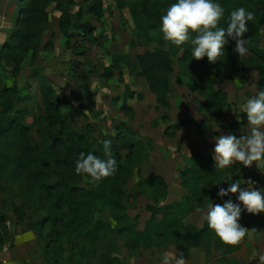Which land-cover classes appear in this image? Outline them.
I'll list each match as a JSON object with an SVG mask.
<instances>
[{
  "label": "rangeland",
  "instance_id": "1",
  "mask_svg": "<svg viewBox=\"0 0 264 264\" xmlns=\"http://www.w3.org/2000/svg\"><path fill=\"white\" fill-rule=\"evenodd\" d=\"M41 1L40 4L45 5L48 12V19L42 25L37 60H33L32 53H29L19 67L13 62H2L0 112L3 110L4 98L1 97V93L4 89L16 110H23L21 121L28 129L27 135L35 143L43 145L42 150L46 148L44 146L48 130L46 118L50 114L48 107L51 102L56 101H59L56 104L61 114L68 117L67 129L70 128L77 135L84 136L88 143V152H95L94 154L103 158L101 141L110 140L112 151L116 153L115 159L126 165L118 163V171L114 176L92 182L86 174H76V162L67 166L62 161L54 171L48 170L46 180L48 184L55 186V201L57 204H62V208L67 209L64 204L69 200L66 194L72 193L76 202H83L87 195L104 192L112 199L119 198L125 205L127 213L138 221L139 229L143 230L145 222L151 216L146 210L147 205L164 206L168 202L179 200L185 193L177 182L178 178L175 179L170 175L167 179L174 180L175 183L171 185L167 198L163 199L160 197L162 192H155L150 176H154V173H164L165 166L169 164L163 153L165 151L163 146L165 148L169 146L166 137L175 129L169 128L187 119V113H191L193 117L199 116L196 105L201 106L205 96L197 88V84H203L204 80L181 71L179 58L182 54H179L174 58L175 71L171 78L172 92L169 95V105L158 107L155 94L148 91L146 79L138 75L136 56L152 49V46L141 45L137 38L136 26L130 14L132 0H104V16L101 20L90 15H85L83 18L95 26L92 35L83 36L80 31L71 27L72 35L68 37L62 34L59 26L63 9L76 13L83 5V0ZM240 1L239 7L252 11L244 0ZM174 2L175 0H165V6L168 8ZM58 3L61 5L59 6ZM28 6L31 7L32 4ZM29 7L27 8L30 9ZM16 19L17 4L16 12L11 15L9 21L10 36L16 27ZM258 21L255 16L253 20L255 26H258ZM24 26L25 24L22 23L21 29ZM259 26H261L260 44L264 48V21ZM8 36L4 37L5 42L10 38ZM243 38L247 39L245 34ZM4 43H0V53ZM251 57L249 51L242 56L240 63L246 69L239 75L233 76L232 72L223 65L215 68L225 74L223 79L233 76V79L225 83V87L232 95L227 103L229 109L225 114L226 118L223 119L225 122L235 117L240 118L243 113V105L240 103L243 99L264 90V87L258 88L257 85L253 87L261 80L257 68L264 64L249 60ZM210 78L213 81L219 79L214 74ZM194 81L197 84H193ZM238 81L240 85L237 84ZM127 88L135 92L134 97H128ZM139 93L144 95L143 98L137 97ZM231 103L235 107H231ZM212 120L214 118L209 119ZM150 136H153L155 141L153 146ZM5 141V137H0V149L5 145ZM130 144L133 145L132 149ZM64 167L68 168L64 169ZM12 169L13 166L10 165L0 174V264H75L76 262V264H85L88 258L78 263L80 256L75 257L81 252L78 247L76 251V244L83 240L78 238L76 233L67 240L59 241L60 251H56L57 243L50 242V251L46 252L45 247L49 245L46 236L50 233V229L45 223L42 225V218L47 215L49 209L45 206L46 209L39 212L32 207V200L38 192L36 185L29 182L31 187L26 189L27 180L19 178L16 182L10 174ZM220 177L222 179L233 177V180L238 178L242 183L246 172L237 169L230 172L221 170ZM210 180V177L201 178L196 186L199 189H206ZM206 190L208 193L212 192L210 189ZM198 194L202 195L201 192ZM211 199L210 203H223L217 193H214ZM99 207L102 208L94 211V217L108 220L115 225L109 206L100 204ZM206 211L207 206L198 209L186 219V223L201 226ZM55 213L62 212L56 209ZM262 216L264 212L251 214L245 211L242 212L239 223L249 230L252 223L257 221L256 218H261L260 221ZM57 229H62L61 224L57 225ZM52 236L53 240L57 241L56 233H52ZM248 240L249 234L240 241V249L228 256L224 255L222 248L225 243L217 235L214 241L215 248L211 253L203 248L184 250L171 243L165 247L163 240L158 244H152L149 248L132 251L125 245V239L118 236L104 242V245H107L112 256L116 257L114 264H161L162 254L165 251L175 253L176 249L184 254L186 264H229L232 259L258 261L260 256H264V243L258 240L248 242Z\"/></svg>",
  "mask_w": 264,
  "mask_h": 264
},
{
  "label": "trees",
  "instance_id": "2",
  "mask_svg": "<svg viewBox=\"0 0 264 264\" xmlns=\"http://www.w3.org/2000/svg\"><path fill=\"white\" fill-rule=\"evenodd\" d=\"M40 1V2H39ZM52 2L54 0H46ZM41 0H18L17 2V19L16 27L8 41H6L0 53V67L2 62H13L17 67L24 62L29 53H32V59L37 60L39 50L38 42L41 36L42 25L48 19V12L45 5H41ZM48 2H45L46 4ZM62 2V1H61ZM240 0H220L225 8V19L221 20L220 26L226 27L229 14L232 10L240 6ZM244 3L250 6L255 16L259 19V24L264 21V0H244ZM28 4H32L31 7ZM60 6L61 3H58ZM29 7L30 9H28ZM62 8V7H60ZM167 9L165 0H132L130 14L136 26V34L141 45L146 47L152 46V49L136 56L138 75L144 77L147 81L149 90L155 94L158 107L169 105V95L172 92V75L175 71L174 58L182 54L179 61L182 65V72L196 75L204 80L197 84V88L206 98V107L214 115L221 114L223 106L227 101V93L215 89L212 79L213 74L223 79L225 74L215 70L219 65L225 66L230 70L232 75H239L244 68L238 56L233 49L234 41H229L225 46L224 56L221 61L211 63L207 57L196 60L191 57V48L188 44L181 46L173 45L171 42L164 40L160 32V16ZM85 15L101 20L104 16V0H83V5L76 13L63 9V15L60 19V31L65 37L70 34L71 27L80 31L83 36H91L95 31L92 22L83 20ZM22 23L25 24L21 29ZM255 26L254 22H247L248 31L245 33L248 43L247 48L252 57L249 60L264 64V48L260 44L261 35L260 27ZM248 60V61H249ZM261 80L258 82L260 88L264 87V66L257 68ZM192 76V75H191ZM128 90V97H134L135 92ZM1 97L4 98L3 110L0 112V137H5V145L0 149V174L6 171L10 165L13 169L10 171L11 177L16 182L19 178L26 179V189H30L29 182L36 185L37 194L32 200L37 211H42L48 207L49 211L42 218V225H48L50 233L46 236L48 244L46 252L49 253L50 242L57 243L60 251V240L64 241L76 233L80 242L76 244L80 250L78 263L87 259L85 264H114L116 257L107 249L104 242L110 241L112 237L117 236L125 239V245L130 250L138 248H149L152 244H158L160 240L165 241L164 246H179L184 250L193 248H203L206 252L211 253L215 248V232L207 225V220L202 228L191 223H186L190 214L198 209L205 208L212 201L214 193L219 191L220 187H227L229 181H223L220 177V171L215 168L214 157L206 156L200 152H194L191 155L189 164L181 171L182 186L187 193L179 202L166 204L164 206L147 205L146 210L151 213L149 219L145 222L143 230L139 229L138 221L132 218L126 211L125 205L120 199H112L104 192L87 195L83 202H76L75 195L66 194L68 201L64 204L67 207L62 208V204L55 201L56 188L53 184H48L46 173L48 170L54 171L55 168L63 161V164L70 166L79 158L81 152L88 153L89 147L84 136L77 135L70 128L67 129L66 122L68 117L61 114L57 108L56 102H51L48 111L49 116L46 118L48 124L47 140L44 143L46 148L41 149L43 145L35 143L27 135L28 129L22 124L23 110H16L13 101L6 96L7 91L2 90ZM143 94H137L138 98H143ZM191 120H182L169 129L182 127ZM239 125H242L240 122ZM231 124V125H238ZM56 132V134L54 133ZM13 137L14 139H12ZM133 143V142H132ZM130 144V149L133 145ZM65 149V151H63ZM95 153V152H94ZM114 155L116 154L113 152ZM118 161V160H117ZM125 165L123 162H118ZM54 166V168H53ZM126 166V165H125ZM68 168V167H64ZM244 170V165L235 163L230 168L224 169L226 172L232 170ZM224 170H222L224 172ZM211 178L209 187L212 190L208 193L205 188L199 189L196 184L201 178ZM264 181V175L261 177ZM155 187V192L160 191L161 198H167V185L161 176H150ZM238 179V178H237ZM236 180V179H235ZM241 182V180L239 179ZM216 185L218 188L216 189ZM63 192V191H61ZM72 192V191H71ZM201 192L202 195L198 193ZM90 192H88L89 194ZM65 194V192H63ZM237 193L231 194L235 199ZM74 196V197H73ZM211 196V197H210ZM210 197V198H209ZM209 198V199H208ZM224 197L223 200H227ZM109 206L112 218L116 224L112 225L108 220L94 217V211L100 210L99 205ZM222 204V203H220ZM48 205V206H47ZM62 213L56 214L55 210ZM61 224L62 229L58 230L57 225ZM52 233H56L57 241L53 240ZM41 237V236H40ZM89 244V246H88ZM241 247V242L237 245L223 244L224 255L228 256L235 253ZM75 257L72 256V259ZM77 263V262H76ZM75 263V264H76ZM229 264H246L239 260H231Z\"/></svg>",
  "mask_w": 264,
  "mask_h": 264
},
{
  "label": "clouds",
  "instance_id": "3",
  "mask_svg": "<svg viewBox=\"0 0 264 264\" xmlns=\"http://www.w3.org/2000/svg\"><path fill=\"white\" fill-rule=\"evenodd\" d=\"M225 8L220 0H175L160 16V32L164 40L173 45L188 44L191 57L200 60L207 57L211 63L221 61L225 46L229 41L235 42L233 51L238 56H244L247 51L248 40L244 34L248 31L247 22L255 18V14L244 7L230 12L227 26H220L225 17ZM242 111L246 113L250 131L239 137L235 134H221L215 137L214 161L217 169L224 170L236 162L244 166L264 161V90L246 98ZM103 158L93 152L79 154L75 164L76 174H86L92 182L114 176L118 171V162L112 151L111 141H101ZM229 181L227 187H220L217 196L223 200L222 204L209 203L207 205V225L222 242L237 245L249 230L239 223L242 212L258 214L264 212V188L252 187L251 181L246 182L250 187H242L239 179ZM238 193L233 200L231 194ZM264 264V256L259 257ZM161 264H186L184 254L177 251H165L161 257Z\"/></svg>",
  "mask_w": 264,
  "mask_h": 264
},
{
  "label": "crops",
  "instance_id": "4",
  "mask_svg": "<svg viewBox=\"0 0 264 264\" xmlns=\"http://www.w3.org/2000/svg\"><path fill=\"white\" fill-rule=\"evenodd\" d=\"M18 0H0V43H4V37L6 35L10 36V17L11 15L15 14L16 12V4ZM9 33V34H8ZM5 35V36H4ZM8 36V37H9ZM7 38V37H6ZM5 38V39H6ZM1 46V45H0ZM233 77V76H232ZM232 77H226L225 79H216L212 80L213 85L215 89L221 90L223 92L227 93V101L225 105L223 106L224 111L219 115H214L211 113L208 108L206 107V98L204 99V103L201 104V106L198 104L196 105V109H198V117H193L192 114L187 113V119L183 120H191V122L185 124L182 127L175 128L168 137H166V141L169 142L168 148L163 146V151L165 155V160L169 161L168 166H165L164 173H154V176H161L163 180L165 181L167 185V191L169 194L170 187L174 180L167 179L168 176L172 175L175 179L178 178L177 182L180 183L182 186V179H181V171L189 164L191 155L194 152H200L203 153L206 156H212L214 157V146H215V137H218L221 134H235L238 137L242 134H247L250 129L247 122L246 113H242L240 118L235 117L232 120L223 121L224 118H226L225 114L228 113L229 105H227L228 101L231 99L232 95L230 91L225 87V83L229 79H233ZM239 84V81L237 82ZM240 85V84H239ZM259 87L258 84H255L253 87ZM241 87V86H240ZM148 91L149 87H148ZM149 93H152L151 91ZM153 94V93H152ZM255 95V94H254ZM246 100L243 99V102ZM239 104V103H238ZM230 106L235 107L232 103ZM189 110V109H188ZM209 113V114H207ZM210 116V120L214 118V120L209 121L208 117ZM228 117V116H227ZM235 120V121H234ZM180 121V120H179ZM182 121V120H181ZM180 121V122H181ZM241 123L242 125H239L238 123ZM238 124V125H231V124ZM153 143L155 144L153 136H150ZM168 163V162H167ZM241 163L242 162H236ZM243 165V164H242ZM244 170L246 172V177L244 178L243 182L241 183L242 187H250V184H247L246 182H253L252 187L254 188H264V181L262 180V176L264 175V161L262 162H253L251 166H244ZM182 188L185 190V193L179 198V200H174L171 202H168L167 204L179 202L182 200V198L186 195L187 191L182 186ZM167 194V196H168ZM238 195V193H237ZM236 195V196H237ZM196 210L195 212H197ZM195 212L190 214L189 216L193 215ZM262 220L259 221L261 218H256L257 221L252 223L249 229V241H262L264 243V216H262ZM149 219V218H148ZM206 221V215L204 217L203 224L201 226H198L195 223H191L193 225H196L199 228H202ZM259 221V222H258ZM188 223V222H187ZM195 249V248H194ZM240 261L248 264H258L261 263L258 261H248L247 259H239Z\"/></svg>",
  "mask_w": 264,
  "mask_h": 264
}]
</instances>
